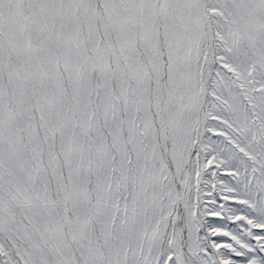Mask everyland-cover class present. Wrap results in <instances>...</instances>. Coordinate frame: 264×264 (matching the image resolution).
Here are the masks:
<instances>
[{"label":"snow or ice","instance_id":"1","mask_svg":"<svg viewBox=\"0 0 264 264\" xmlns=\"http://www.w3.org/2000/svg\"><path fill=\"white\" fill-rule=\"evenodd\" d=\"M0 264H264V0H0Z\"/></svg>","mask_w":264,"mask_h":264}]
</instances>
